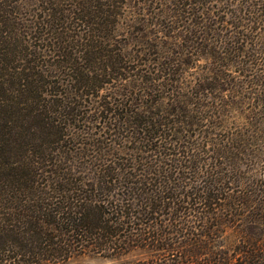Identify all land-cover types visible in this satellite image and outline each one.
I'll list each match as a JSON object with an SVG mask.
<instances>
[{"label": "trees", "instance_id": "trees-1", "mask_svg": "<svg viewBox=\"0 0 264 264\" xmlns=\"http://www.w3.org/2000/svg\"><path fill=\"white\" fill-rule=\"evenodd\" d=\"M264 264V0H0V264Z\"/></svg>", "mask_w": 264, "mask_h": 264}, {"label": "rangeland", "instance_id": "rangeland-1", "mask_svg": "<svg viewBox=\"0 0 264 264\" xmlns=\"http://www.w3.org/2000/svg\"><path fill=\"white\" fill-rule=\"evenodd\" d=\"M68 264H117V261L97 255H88L76 258L70 261Z\"/></svg>", "mask_w": 264, "mask_h": 264}]
</instances>
